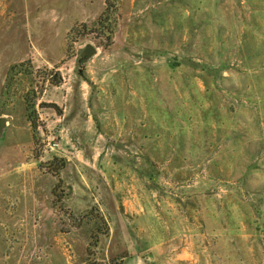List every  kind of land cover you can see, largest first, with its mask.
Segmentation results:
<instances>
[{
	"label": "rangeland",
	"instance_id": "obj_1",
	"mask_svg": "<svg viewBox=\"0 0 264 264\" xmlns=\"http://www.w3.org/2000/svg\"><path fill=\"white\" fill-rule=\"evenodd\" d=\"M108 5L0 0V264H264V0Z\"/></svg>",
	"mask_w": 264,
	"mask_h": 264
},
{
	"label": "trees",
	"instance_id": "obj_2",
	"mask_svg": "<svg viewBox=\"0 0 264 264\" xmlns=\"http://www.w3.org/2000/svg\"><path fill=\"white\" fill-rule=\"evenodd\" d=\"M108 3H109V5L111 4V0H108ZM108 5V8H107V10L101 15V17L99 18V20H98V24L100 25L99 27L100 28H106L107 29V31L110 33V36H108V37H110V39H111V37L113 36V29H112V24H111V20H110V12H111V10H110V6Z\"/></svg>",
	"mask_w": 264,
	"mask_h": 264
},
{
	"label": "water",
	"instance_id": "obj_3",
	"mask_svg": "<svg viewBox=\"0 0 264 264\" xmlns=\"http://www.w3.org/2000/svg\"><path fill=\"white\" fill-rule=\"evenodd\" d=\"M85 53L88 57H91L95 54V49L92 46H88L85 49ZM3 125H4V121L2 119H0V129L2 128Z\"/></svg>",
	"mask_w": 264,
	"mask_h": 264
}]
</instances>
